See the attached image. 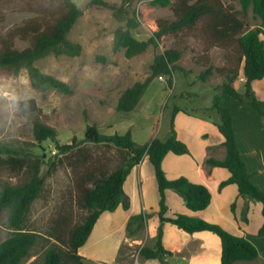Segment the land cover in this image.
Instances as JSON below:
<instances>
[{"label":"trees","instance_id":"obj_1","mask_svg":"<svg viewBox=\"0 0 264 264\" xmlns=\"http://www.w3.org/2000/svg\"><path fill=\"white\" fill-rule=\"evenodd\" d=\"M131 1L122 0L119 6L103 0H90L87 3V6L109 7L114 17L119 22H124L114 31L113 52L124 50L125 56L129 58L144 52L149 46L156 47L164 36L173 37L178 44L183 38H191L198 42L203 53H207L211 48H219L225 52L224 65L219 70L224 80L215 88L217 93L213 95L212 105L209 109H196L193 116L212 120L206 111H214L217 114L218 120L214 124L223 136L225 155L222 159L209 157L205 163L209 167H223L230 172V176L220 182L219 189L236 184L241 196L261 203L263 224L258 230V235L263 236L264 192L250 179L245 162L238 151L230 110L221 107L220 102L234 98L250 105L264 117V101L259 100L252 89V82L264 76V41L261 38L264 34V0H231L238 1L239 8L223 0H155L157 4L168 6L171 16L157 18L155 20L157 29L147 40H138L130 33V29L137 25L128 13L127 8ZM0 9H16L31 14L21 25L0 36V75L16 76L21 70H25L33 89L37 91L56 89L70 93L66 82L43 73L35 65V61L49 54L55 56L80 54L81 45L69 40L67 35L77 19L82 16L83 9L73 0H0ZM249 10L258 20L253 27L246 21ZM16 39L25 42L26 46L17 48ZM184 49L185 47H169L156 54L150 65V74L120 94L116 110L121 112L134 110L151 81L157 76H167L168 83L171 84L173 71L181 69L177 62ZM212 69L213 66H206L201 73V80L204 81ZM240 74L244 80L242 92L233 86V82ZM179 110L191 115L188 109L174 108V112ZM17 111L32 119V135L37 143L51 140L55 144L56 155L61 156H67L75 149L79 152L76 164L90 158L88 152L84 148H79L76 142L61 144L58 141L55 128L41 119V108L34 98L21 100ZM84 141L102 144L107 148L114 147L118 152L119 162L113 170L108 171L102 157L83 173L77 182V202L86 210V214L69 230L63 246L57 242L51 243L43 253L40 264H85V258L78 253L79 248L85 244L102 212L114 211L119 205L124 209L129 207L130 202L123 191V183L132 167L142 162L145 156L153 166L157 182L160 225L157 228L154 246L140 248L139 253L143 258L157 259L160 264H167L163 258L171 252L162 244V224L165 222L187 233L198 231L215 233L221 242V264L250 261L258 257V250L250 240L231 234L219 224L182 213H177L173 217L165 216L166 189H171L182 197L186 207L191 211L205 209L211 200V193L205 185L193 183L185 176L169 179L165 175L162 160L167 153L176 155L189 153L188 146L177 137L173 120L169 136L165 140L154 137L145 144H138L133 140L129 130L121 134H103L95 125H87ZM61 161L62 159L58 158L56 162H50L45 174H52ZM45 163L43 155L21 154L18 149L0 141V168L7 169L19 178L15 183L0 180V212L5 213L6 227L11 230V235L0 242V264H23L31 256V249L38 239L44 237L28 229L27 223L32 203L43 190L45 174L42 167ZM233 208L234 203L231 204V209ZM246 211L247 208L243 211V219H246ZM149 216V213L143 211L131 215L126 226L127 233H132L131 225L145 224ZM49 236L60 242L55 227H52Z\"/></svg>","mask_w":264,"mask_h":264},{"label":"rangeland","instance_id":"obj_2","mask_svg":"<svg viewBox=\"0 0 264 264\" xmlns=\"http://www.w3.org/2000/svg\"><path fill=\"white\" fill-rule=\"evenodd\" d=\"M73 1L83 9V14L74 23L67 38L81 45L80 54H49L35 61V65L43 73L66 82L70 93L56 89H33L25 70H21L16 76L0 75V141L18 149L21 154L43 155L46 162L42 167L43 174L47 172L50 162L62 159L52 174H45L43 190L32 203L27 228L46 238L38 239L31 249V256L23 264H40L43 253L53 242L63 246L69 230L86 214V210L77 202V182L83 173L102 157L108 171L113 170L119 162L118 152L114 147L107 148L102 144L84 141L87 125H95L103 134H121L129 130L138 144H145L154 137L165 140L169 136L174 108L188 109L192 116L196 109H209L213 95L217 93L215 88L224 80L219 70L224 65L225 52L219 48H211L207 53H203L198 42L191 38H183L178 44L173 37L164 36L156 47L149 46L144 52L129 58L125 56L124 50L113 52L114 31L124 22H119L109 7L87 6L90 0ZM103 1L119 6L122 0ZM231 3L239 8L238 1ZM127 9L129 16L137 23L135 28L130 29V33L138 40H147L152 36L157 29V18L171 16L169 7L157 4L155 0H132ZM30 15L26 11L0 9V36L21 25ZM246 21L250 27L258 23L250 10ZM15 46L21 49L26 43L16 39ZM169 47H185L177 62L181 69L173 71L171 84L168 83L167 76H157L151 81L133 111H117L116 104L120 94L136 81H143L150 74L154 56ZM208 65L213 66V69L203 81L201 73ZM5 93L7 95H4ZM188 95L191 97H187ZM261 95L259 91L256 97L264 101V96ZM27 98L35 99L41 108V119L55 128L61 144L74 141L79 148L88 152L90 158L76 164L79 152L75 149L73 153L61 156L56 155L57 150L51 140L37 143L32 135V119L17 111L18 103ZM206 113L209 117H218L214 111L209 110ZM238 129L239 132L241 129L243 131V119ZM253 129L258 144L264 148V130L256 125ZM180 135L189 139L193 152L207 141L215 145L218 136L222 138L218 130L215 133L209 131L207 138L186 130H180ZM216 147L212 146L210 149ZM219 150L217 153L220 155ZM149 165L151 166L148 160L147 166ZM0 180L15 183L19 178L7 169L0 168ZM152 195L146 203L151 212H148V224L131 225L132 233L128 234L127 242L119 249L116 260L105 264H159L156 260L143 258L139 253L143 246H154V231L157 233L160 225L157 204L154 206L155 197ZM137 205L140 207L139 201ZM52 227L58 231L60 242L49 236ZM10 235L11 230L6 227L5 213L1 211L0 242ZM116 237L114 234V238ZM85 264L96 263L85 261Z\"/></svg>","mask_w":264,"mask_h":264},{"label":"crops","instance_id":"obj_3","mask_svg":"<svg viewBox=\"0 0 264 264\" xmlns=\"http://www.w3.org/2000/svg\"><path fill=\"white\" fill-rule=\"evenodd\" d=\"M261 38L264 41V34L261 35ZM263 81L264 76L260 80L252 82V89L256 96H258L259 91L262 93L261 96H264ZM233 86L239 92L244 90L242 74L234 81ZM221 104L222 107L230 110L238 151L245 162L250 179L264 192V148L258 144V138L253 129V126L256 125V127L264 130V117L250 105L234 98L225 99ZM171 116L177 137L188 146L189 153L183 155L167 153L162 160L165 175L169 179L185 176L193 183L205 185L211 193V200L205 209L191 211L186 207L182 197L173 190L166 189L167 211L165 216L173 217L177 213H182L219 224L231 234L247 238L258 250L256 259L237 261L233 264H264V235H258V230L263 224L261 203L241 196L236 184H229L219 189L220 182L227 179L230 172L226 168L209 167L205 163L209 157L215 159L224 157L223 136L221 135L222 138L218 136L215 145L209 144L207 141V143L201 144V148H197L196 152H193L189 139L180 135V130H186L207 138L209 131L215 133L218 130L214 124L218 118L214 116L211 117L212 120L208 121V119L194 117L182 110L173 111ZM239 116L244 120V129L243 131L241 129L240 132L238 127L242 119H239ZM212 146L217 147L210 149ZM218 149H220V155L217 153ZM147 161L148 157L145 156L142 162L134 165L123 183V191L129 198V207L124 209L119 205L114 211L102 212L85 244L79 248V255L86 261L105 264L116 260L119 249L128 240L126 226L129 217L141 211L151 213L146 205L151 194L155 197L153 204L154 206L157 204L158 212L157 182L153 166H147ZM138 201L140 207L137 205ZM232 203H234L233 210L231 209ZM245 208H247L246 219H243L242 215ZM148 220L146 224H148ZM114 234L117 235V239L114 238ZM162 244L166 250L171 252L163 258L167 264H221L220 238L211 231L187 233L166 222L163 224ZM148 260H156L160 264L157 259Z\"/></svg>","mask_w":264,"mask_h":264},{"label":"clouds","instance_id":"obj_4","mask_svg":"<svg viewBox=\"0 0 264 264\" xmlns=\"http://www.w3.org/2000/svg\"><path fill=\"white\" fill-rule=\"evenodd\" d=\"M4 95H7L6 93Z\"/></svg>","mask_w":264,"mask_h":264}]
</instances>
